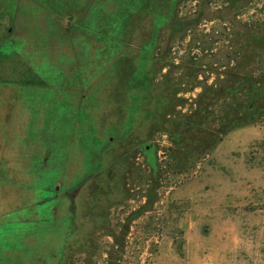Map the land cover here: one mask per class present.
I'll return each instance as SVG.
<instances>
[{
    "label": "rangeland",
    "instance_id": "374dc122",
    "mask_svg": "<svg viewBox=\"0 0 264 264\" xmlns=\"http://www.w3.org/2000/svg\"><path fill=\"white\" fill-rule=\"evenodd\" d=\"M88 1L0 0V223L48 195L22 166L31 108L44 107V124L48 106L73 113L58 101L66 95L57 82L42 87L41 75L25 72L30 60L56 67L72 57L55 50V39L47 43L39 24L50 12L67 30ZM109 1L126 14L107 50L114 75L98 109L109 140L73 216L57 212V236L32 256L22 248L27 264H264V0ZM48 45L56 48L44 52ZM144 51L155 94L120 138L128 78ZM26 78L33 81L24 86ZM50 125L52 133L61 127ZM80 153L70 152L65 175H80ZM15 234L0 240L15 250L8 264L23 262L17 239L25 233Z\"/></svg>",
    "mask_w": 264,
    "mask_h": 264
},
{
    "label": "trees",
    "instance_id": "16d2710c",
    "mask_svg": "<svg viewBox=\"0 0 264 264\" xmlns=\"http://www.w3.org/2000/svg\"><path fill=\"white\" fill-rule=\"evenodd\" d=\"M185 1L176 0V2ZM116 5V3H110L109 0H89L82 10L78 21L68 27L67 30L54 25L50 12H47L48 14L42 18L43 20L39 24L41 37L48 36L50 38L46 41L47 43L51 39V42L55 39L59 43L57 49H55V46L48 45L44 52L54 51L55 49L64 56H72L56 67L54 63L44 62L41 59L39 61L37 59L30 60L29 64H24L29 67V70L25 68V72H34L41 75L40 83H42V87L48 86L46 78L51 82H57V85L65 90L63 95H66L65 98H58V101L61 100L64 104L73 105V113L67 111V108L61 109L59 106L51 108V106H48L46 124L40 119L42 117L41 112H46L44 107L41 106L39 109L36 107L31 108L30 119L28 118L27 127L25 126L23 130L24 133L20 139V151L23 152L21 157L22 166L29 174L30 180L34 184L37 183L38 188L43 193L49 190L58 179L63 178V171L67 168L69 154L75 148L78 149V152L80 150H86L87 152L86 156H82L80 153L81 157L79 160V164H82L87 175L91 171L95 172L94 170L99 169L102 153L109 140L107 134H109L110 130H107L108 128L106 127L100 128L101 123L98 120L100 112L98 109L101 110L102 107L100 106L107 103V100L104 99H108L107 97L111 93L109 83H111V78L114 75L113 64L116 58L115 54L110 56L107 50L115 43L119 30V21L126 15L124 4L115 9L114 6ZM95 22H97L96 25H94ZM154 33L152 32V40ZM152 43L151 41L150 45ZM13 45H16L15 41H12L11 46ZM29 51V48H25V53L29 58L36 56L31 55ZM148 52H142L137 67L128 78L126 88L127 106L121 125L123 132L118 133L119 137L132 128L147 95L155 94L153 89L155 70L148 59ZM148 67L150 68L148 69ZM46 72L49 75H46ZM262 75L263 78L261 80L264 81V73ZM76 77H79V83L75 87H70L68 83ZM26 79L29 80L23 83L24 86L33 81L30 78ZM105 95L107 97L103 98ZM52 101H48L47 104ZM92 101L96 103L89 104ZM97 105L98 107H96ZM58 110L60 111L59 117L58 114H55ZM74 115L75 125L70 126L68 124L69 119ZM56 116L57 118H55ZM51 119L52 121L55 119L58 122V127L61 126L60 129L56 128L55 133H52L54 128L51 125L49 126ZM41 151H44V154L39 156ZM46 156L47 166L44 164V157ZM53 166L54 170H51L50 168ZM50 173L52 174L51 180L47 181L46 178ZM46 202L47 199L43 198L30 206L12 210L7 215L11 214L14 216L8 217L6 215L4 222L0 223L3 233L8 234L7 225H15L14 228L9 227L10 234L16 235V232L25 233L17 239L20 243L25 244L21 246L20 251L22 248L27 249L30 247L26 245L27 241H23L27 234L36 233L39 236L46 233L45 229L48 232L50 231L46 244L50 242V239L57 236V228L51 229L50 226L53 225L47 223L51 220L53 221L56 215L49 211V204L47 205ZM38 220H42L44 223H39L37 222ZM57 223H59V220ZM42 224L44 226L43 232L40 233L38 229H40ZM40 238L45 237L40 236ZM40 238L39 241L41 240ZM36 249H39V247ZM24 255L21 254L22 264H27L29 257L26 254ZM29 255L32 256L33 254L29 253Z\"/></svg>",
    "mask_w": 264,
    "mask_h": 264
},
{
    "label": "flooded vegetation",
    "instance_id": "af4514ba",
    "mask_svg": "<svg viewBox=\"0 0 264 264\" xmlns=\"http://www.w3.org/2000/svg\"><path fill=\"white\" fill-rule=\"evenodd\" d=\"M75 2V0H74ZM62 5V4H61ZM10 35H12L13 33H16L17 30L15 28H13L12 26L8 28L7 31ZM111 139V138H110ZM44 164L47 166V156L44 157ZM51 170H54V166L50 168ZM79 171H80V175L77 176V174H66L67 170H64V176L61 179H58L57 182L50 187L49 190L45 191L46 193H48V195L45 197L47 199V205L49 206V211L53 212V214L56 215V217L54 218V220L47 222L48 224H52L53 226H50L51 229H56L57 228V221H58V216H57V212H59L60 210H65L68 209L69 215L70 217L73 216L72 213L74 214V201L76 200V197L78 196V193L81 189V186L83 185L85 179L87 178L88 175H90V173L87 175L86 171L83 169L82 164H79ZM91 173H93L91 171ZM51 174V173H50ZM36 212V211H35ZM10 213V212H8ZM47 227V226H46ZM44 234L41 235H37L36 233H30L27 234L24 238L23 241H27V246H30L31 249L33 250V252H31L32 250H27L30 251L28 253H36L38 251V249H36L37 247L41 248L43 244H46L47 240H48V234L50 233V231L48 232L45 229ZM13 234H7V233H3L2 235L0 234V240L1 239H9V241L13 238L12 237ZM47 235V237H46ZM40 236L45 237V238H40ZM39 238L41 239L39 241ZM43 239V240H42ZM13 241V240H12ZM1 246V245H0ZM29 247V248H30ZM12 249H6L4 247H0V264H8L9 262V256H12V254L14 253L15 250H12L13 253L11 252ZM26 251V250H25ZM26 251V252H27ZM26 252H19V254L24 255Z\"/></svg>",
    "mask_w": 264,
    "mask_h": 264
}]
</instances>
